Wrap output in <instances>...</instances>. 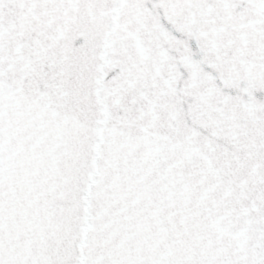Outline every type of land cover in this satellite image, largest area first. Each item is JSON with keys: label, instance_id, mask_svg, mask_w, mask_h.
I'll list each match as a JSON object with an SVG mask.
<instances>
[{"label": "snow or ice", "instance_id": "6c2138e0", "mask_svg": "<svg viewBox=\"0 0 264 264\" xmlns=\"http://www.w3.org/2000/svg\"><path fill=\"white\" fill-rule=\"evenodd\" d=\"M0 264H264V0H0Z\"/></svg>", "mask_w": 264, "mask_h": 264}]
</instances>
